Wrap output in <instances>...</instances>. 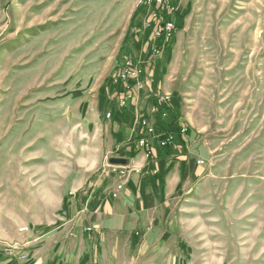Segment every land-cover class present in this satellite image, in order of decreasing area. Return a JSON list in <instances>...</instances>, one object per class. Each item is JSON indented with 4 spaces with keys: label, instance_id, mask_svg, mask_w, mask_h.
<instances>
[{
    "label": "rangeland",
    "instance_id": "obj_1",
    "mask_svg": "<svg viewBox=\"0 0 264 264\" xmlns=\"http://www.w3.org/2000/svg\"><path fill=\"white\" fill-rule=\"evenodd\" d=\"M169 4L174 31L151 57L141 0H0L2 247L15 252L45 228L82 173L120 181L102 171L106 155L124 158L101 151L97 124L113 117L111 79L129 56L151 82L143 116L154 124L153 148H188L195 174L159 207L153 229L166 252L136 258L140 242L154 240L136 228L127 255L118 239L119 261L264 264V0ZM156 94L169 98L151 114ZM167 135L173 143L159 144ZM141 136L149 137L140 128L137 147Z\"/></svg>",
    "mask_w": 264,
    "mask_h": 264
},
{
    "label": "crops",
    "instance_id": "obj_2",
    "mask_svg": "<svg viewBox=\"0 0 264 264\" xmlns=\"http://www.w3.org/2000/svg\"><path fill=\"white\" fill-rule=\"evenodd\" d=\"M145 81L144 90L128 101L127 107L116 109L115 97L113 117L97 124L101 151L111 150L131 169L117 197L112 194L119 180L117 174H95L87 180L88 173H82L65 186L60 212L40 226L45 228L25 235L15 252L0 245V264H132L135 258L119 261L118 239H123L121 248L127 255L131 241L136 240V228H143L144 239L154 237L140 242L133 252L136 258L166 252L167 246L158 241L164 234L153 229L159 221V207L166 205L174 191H180L181 181L191 178L195 169L189 164L193 154L188 148H182L184 155L180 145L154 147L148 159L136 146L140 132L136 115L145 114L152 101L151 82L147 77ZM154 117L161 120L158 115Z\"/></svg>",
    "mask_w": 264,
    "mask_h": 264
},
{
    "label": "built area",
    "instance_id": "obj_3",
    "mask_svg": "<svg viewBox=\"0 0 264 264\" xmlns=\"http://www.w3.org/2000/svg\"><path fill=\"white\" fill-rule=\"evenodd\" d=\"M141 2L147 7L146 14L142 20V28L149 29V53L151 57H155L160 54L165 41L169 39L174 31V23L167 15L174 11L170 6L169 0H141ZM145 71L138 59H134L129 56H123L117 65L111 82L117 86V94L115 98L116 109H123L127 107V103L134 98L145 88ZM169 96L167 94L154 95V103L150 105L149 113L158 114L161 112L160 107L168 101ZM111 111H107L106 117H110ZM163 115V114H162ZM138 124L143 134L147 136H141L137 140L138 147L146 151V156L151 154L153 148L152 139L150 136L154 134V124L147 115L138 117ZM183 130V129H182ZM171 136L167 135L159 139V144L171 145ZM110 157L106 155L104 157V163L102 164V171L116 172L121 176L117 187L121 188L124 184V176L127 173L128 166L123 164H114L110 162ZM201 162V161H198ZM10 251L11 248L6 249Z\"/></svg>",
    "mask_w": 264,
    "mask_h": 264
},
{
    "label": "water",
    "instance_id": "obj_4",
    "mask_svg": "<svg viewBox=\"0 0 264 264\" xmlns=\"http://www.w3.org/2000/svg\"><path fill=\"white\" fill-rule=\"evenodd\" d=\"M111 162L112 163H124L125 160L124 159H120V158H112Z\"/></svg>",
    "mask_w": 264,
    "mask_h": 264
},
{
    "label": "trees",
    "instance_id": "obj_5",
    "mask_svg": "<svg viewBox=\"0 0 264 264\" xmlns=\"http://www.w3.org/2000/svg\"><path fill=\"white\" fill-rule=\"evenodd\" d=\"M140 8H141V6H138L137 9H136V11H138Z\"/></svg>",
    "mask_w": 264,
    "mask_h": 264
}]
</instances>
